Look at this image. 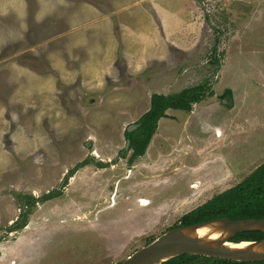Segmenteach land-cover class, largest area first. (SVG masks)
Listing matches in <instances>:
<instances>
[{
    "label": "rangeland",
    "instance_id": "obj_1",
    "mask_svg": "<svg viewBox=\"0 0 264 264\" xmlns=\"http://www.w3.org/2000/svg\"><path fill=\"white\" fill-rule=\"evenodd\" d=\"M115 1L0 0V264H118L264 163V0H144L161 37L135 4L111 42ZM203 83L121 157L152 93Z\"/></svg>",
    "mask_w": 264,
    "mask_h": 264
},
{
    "label": "trees",
    "instance_id": "obj_2",
    "mask_svg": "<svg viewBox=\"0 0 264 264\" xmlns=\"http://www.w3.org/2000/svg\"><path fill=\"white\" fill-rule=\"evenodd\" d=\"M214 57V56H213ZM215 63L218 58L214 57ZM217 64V63H216ZM211 90L210 83H203L172 93H152L151 107L138 120L139 129L134 132L126 131L131 139V147L134 148L131 159L143 155L152 136L154 135L160 118L167 116L168 109L192 111L193 104L207 97L206 92ZM231 96L232 92L225 91L221 98ZM137 134V136H136ZM144 135V136H143ZM86 162H83L85 164ZM52 192L44 195L43 199L54 196ZM33 201L30 199L29 203ZM22 215L9 226V230L23 228L26 223L21 222ZM217 217H229L230 219L264 218V163L257 166L241 182L228 191L215 196L204 205L183 215L177 225H189ZM264 238L262 231H247L238 233L233 240H260ZM154 240L150 239L147 244ZM123 261V260H122ZM120 263V262H119ZM162 264H264V261L245 262L234 261L216 257L184 254L174 257Z\"/></svg>",
    "mask_w": 264,
    "mask_h": 264
},
{
    "label": "water",
    "instance_id": "obj_3",
    "mask_svg": "<svg viewBox=\"0 0 264 264\" xmlns=\"http://www.w3.org/2000/svg\"><path fill=\"white\" fill-rule=\"evenodd\" d=\"M130 126L129 130L137 128ZM264 232V218L217 217L189 225H177L118 264H162L184 254L234 261H264V238L233 240L241 232Z\"/></svg>",
    "mask_w": 264,
    "mask_h": 264
},
{
    "label": "crops",
    "instance_id": "obj_4",
    "mask_svg": "<svg viewBox=\"0 0 264 264\" xmlns=\"http://www.w3.org/2000/svg\"><path fill=\"white\" fill-rule=\"evenodd\" d=\"M112 1H115V0H112ZM127 1V0H126ZM150 1H153V0H150ZM251 1V0H250ZM130 2V3H129ZM234 2H236L235 4L236 5H238L237 3H239V5L241 4V5H243L244 6V4H245V2H247V0H235ZM124 3H126V2H124ZM135 4H137V5H139L140 7H141V16L143 17V18H148L150 21H152L153 20V35H155L156 34V32H158L159 33V35H160V37H161V27H160V25H159V27L160 28H158L156 25H155V18L152 16L153 14L150 12V11H146L145 10V8L143 7V5H145L146 3H145V1L144 0H128L127 1V3H126V5L124 6V5H122V6H120V7H116L115 8V6H117V3H116V1H115V4H112V8L111 9H108V10H106V8L104 9V12L100 9V8H98L97 6H95V5H93V14H94V16H93V24H96V25H98L99 27H101L100 29H96L97 30V32L98 33H102L104 30H105V32L106 33H108V32H110L111 31V42H115V35H117V34H119V32L121 33L123 30H125L124 28H122L123 30H120L119 32H117V30H115V26H110V19L112 18V16L113 15H118V20H120V22H124L125 23V18H123L122 17V13H124V12H126V10L125 9H127V8H129L130 6H132V5H135ZM193 4V3H192ZM194 5V4H193ZM195 6V5H194ZM159 6L158 5H155V3H152L151 4V8H153V9H155L156 10V8H158ZM205 10V12H206V15H207V17L209 18V15L210 14H208V10L206 9V8H204ZM161 10V9H160ZM105 11H106V13H105ZM182 14H183V12L178 16L179 17V19H181V17H182ZM152 16V20H151V17ZM159 17L161 18V12L159 13ZM206 17V18H207ZM122 19H123V21H122ZM127 20V19H126ZM63 25V24H62ZM156 30H158V31H156ZM168 31H173L171 28H170V26H167L166 27V29H165V32H166V34H170ZM220 31V30H219ZM116 32V33H115ZM223 31H220V34H223L222 33ZM220 34H219V36H220ZM130 35V34H129ZM128 35V36H129ZM157 37V36H156ZM224 37V36H223ZM114 38V39H113ZM129 38H131V37H129ZM120 39H121V41H122V43L123 44H125L124 42H127V44H133L134 43V39H132L131 38V40L129 41V40H126V38L124 39V37H122L121 35H120ZM145 40V38H143L141 41H144ZM109 41V40H108ZM141 41H138V43L137 44H141V43H139V42H141ZM111 46V45H110ZM114 45H112L111 47H113ZM127 48H128V46L127 45H125ZM150 46H152V45H150ZM96 50H99V48H96ZM110 52V50L107 52V50L105 51V54L106 53H109ZM108 57V56H107Z\"/></svg>",
    "mask_w": 264,
    "mask_h": 264
},
{
    "label": "flooded vegetation",
    "instance_id": "obj_5",
    "mask_svg": "<svg viewBox=\"0 0 264 264\" xmlns=\"http://www.w3.org/2000/svg\"><path fill=\"white\" fill-rule=\"evenodd\" d=\"M39 48H41L42 50H45V43H44V41L40 44V46H39ZM31 57H33V56H31ZM34 58V57H33ZM225 92V91H224ZM169 110V109H168ZM168 114V113H167ZM138 124V126H137V128H134L133 130H129V127L130 126H134V125H137ZM139 126H140V123H138V121H136L135 123H133V124H130V125H128V127H127V129H126V131H128V132H134V131H136V130H138L139 129ZM126 131H125V137H126V145H125V147H124V154H123V156H121V157H125V155H128L127 153H129L131 150H132V153L131 154H133V150H134V148H132L131 147V139L130 138H128L127 137V135H126ZM156 132V131H155ZM155 134V133H154ZM136 136H137V134H136ZM144 136V135H143ZM153 137V136H152ZM152 139V138H151ZM150 142H151V140H150ZM149 145H150V143L148 144V146L147 147H149ZM147 149V148H146ZM146 152V151H145ZM91 154H93V152L91 153ZM145 154V153H144ZM143 154V155H144ZM94 155H96V154H94ZM143 155H139V156H143ZM139 156H137V157H139ZM131 157H132V155H130V157H129V161H134V160H136V158L134 159V160H132L131 159ZM81 163H83V162H81ZM80 163V164H81ZM87 164V162L85 163V165ZM82 167V166H81ZM77 171H72L71 173H73V175L76 173ZM69 175L70 174H66V176H67V178L69 179ZM76 175V174H75ZM70 177H72V175H70Z\"/></svg>",
    "mask_w": 264,
    "mask_h": 264
}]
</instances>
